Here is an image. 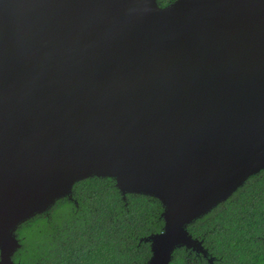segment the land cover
Segmentation results:
<instances>
[{
    "label": "water",
    "instance_id": "1",
    "mask_svg": "<svg viewBox=\"0 0 264 264\" xmlns=\"http://www.w3.org/2000/svg\"><path fill=\"white\" fill-rule=\"evenodd\" d=\"M263 169L264 0H0V264L92 176L163 203L146 264L207 255L188 225Z\"/></svg>",
    "mask_w": 264,
    "mask_h": 264
},
{
    "label": "trees",
    "instance_id": "2",
    "mask_svg": "<svg viewBox=\"0 0 264 264\" xmlns=\"http://www.w3.org/2000/svg\"><path fill=\"white\" fill-rule=\"evenodd\" d=\"M165 6L174 0H158ZM156 197L128 193L113 177L76 182L73 199H59L17 230L19 264H146L144 239L165 226ZM217 264H264V169L250 176L227 200L188 225ZM171 264H210L193 249L177 248Z\"/></svg>",
    "mask_w": 264,
    "mask_h": 264
},
{
    "label": "clouds",
    "instance_id": "3",
    "mask_svg": "<svg viewBox=\"0 0 264 264\" xmlns=\"http://www.w3.org/2000/svg\"><path fill=\"white\" fill-rule=\"evenodd\" d=\"M203 243H204V241H203ZM205 248H206V247H205ZM189 249H193V248H189ZM193 250H194V249H193ZM198 253L201 254L202 252H198ZM208 253H209V250H208ZM203 254H204V253H203ZM211 258L213 259V262L210 261ZM13 260H14V259H13ZM208 261H209L210 264H217V263H215V259H214V257H212V256L208 259Z\"/></svg>",
    "mask_w": 264,
    "mask_h": 264
},
{
    "label": "flooded vegetation",
    "instance_id": "4",
    "mask_svg": "<svg viewBox=\"0 0 264 264\" xmlns=\"http://www.w3.org/2000/svg\"><path fill=\"white\" fill-rule=\"evenodd\" d=\"M159 2V1H158ZM204 257H206L207 259H209L211 256H210V254L208 253L207 255H205V254H203V253H201ZM215 259V258H214Z\"/></svg>",
    "mask_w": 264,
    "mask_h": 264
}]
</instances>
